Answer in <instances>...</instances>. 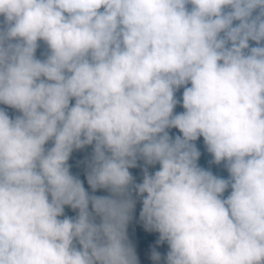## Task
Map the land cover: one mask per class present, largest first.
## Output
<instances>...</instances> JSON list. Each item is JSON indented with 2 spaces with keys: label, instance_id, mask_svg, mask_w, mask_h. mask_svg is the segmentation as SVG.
<instances>
[{
  "label": "clouds",
  "instance_id": "9594fccd",
  "mask_svg": "<svg viewBox=\"0 0 264 264\" xmlns=\"http://www.w3.org/2000/svg\"><path fill=\"white\" fill-rule=\"evenodd\" d=\"M0 105V264H264V0H0Z\"/></svg>",
  "mask_w": 264,
  "mask_h": 264
},
{
  "label": "trees",
  "instance_id": "16d2710c",
  "mask_svg": "<svg viewBox=\"0 0 264 264\" xmlns=\"http://www.w3.org/2000/svg\"><path fill=\"white\" fill-rule=\"evenodd\" d=\"M0 107H5L6 110L9 112L10 115L15 114V110H13V109H7V106L0 105ZM170 134L171 135L178 134V130L172 129V130H170ZM199 139L202 142V144L200 145V148L203 151L207 152L206 151V147H205V145L203 143V139L202 138H199ZM48 146H50V145H48ZM198 146H199V142L197 144V148H198ZM90 152H91V148H88V149H85V150H82V151H76V152H74L72 154L70 160H69V164L71 165V172L74 175L79 176V178L84 183V187L86 188V190H88L91 193V189L89 188V186L87 184V180H86V176H85V171H84V165L80 163V161H82ZM209 159H210V163H211L212 157H211L210 154H209ZM211 165L215 166L218 169V171L220 172V174L222 175V173H221V169H222L221 168V164L220 165H215V164L211 163ZM158 167L159 166L156 165L155 168H150V171L157 170ZM130 172L133 174L136 182H141L142 181V171H141V168L140 167H137L135 169H130ZM222 177H224V176L222 175ZM106 194L107 193L104 192V191H97V193H96V195H106ZM140 208H141V204L138 202L137 203V206H136V209H135V213H134V219H139V211H140ZM65 215H67L69 217H72V216H75L76 213L73 210H71L70 208H68L66 206L65 207ZM62 218L63 217H61V219ZM158 236H159V234L158 233H155V232H146V231H144L143 233L138 234V233H136V231H134L131 234L132 241H130V243L133 245V247H134L135 250H138V249H142V248L148 246L149 244H151L154 241H157ZM156 251H158V252L161 253L162 260H161L160 264H163V256L168 251L167 244L166 243L165 244H161V245H157L156 244Z\"/></svg>",
  "mask_w": 264,
  "mask_h": 264
},
{
  "label": "rangeland",
  "instance_id": "374dc122",
  "mask_svg": "<svg viewBox=\"0 0 264 264\" xmlns=\"http://www.w3.org/2000/svg\"><path fill=\"white\" fill-rule=\"evenodd\" d=\"M45 51V45L41 42V45H40V48L37 50V56L38 58H43V56H41V53ZM176 112H181L179 110H176ZM202 138V137H201ZM203 139V138H202ZM199 142V146H198V149L200 150L201 152V156H200V159L198 161V164L207 169V170H211L213 172L214 175H217V176H221L222 175L224 176V178H227L228 176V173H227V170L224 168L223 166V163H221V173L222 175L220 174V172L218 171V169L211 165L210 163V159H209V153L208 152H205L203 151L201 148H200V145L202 144L201 140L198 139L195 143L196 145L198 144ZM230 191V190H229ZM228 192L226 191L225 193V196H227ZM139 219H134L132 222H130L129 224V227H128V236H129V241H132V237H131V234L136 231V233L138 234H141L143 233L145 230L143 229V226L138 222ZM152 249H155V244H152L150 247L144 249V250H139L137 251L136 250V254H137V257H138V260H139V264H153V261L151 259V251Z\"/></svg>",
  "mask_w": 264,
  "mask_h": 264
},
{
  "label": "water",
  "instance_id": "95a60500",
  "mask_svg": "<svg viewBox=\"0 0 264 264\" xmlns=\"http://www.w3.org/2000/svg\"><path fill=\"white\" fill-rule=\"evenodd\" d=\"M182 91H183V89H181L178 93H177V95L178 96H180V95H182ZM178 107H180L179 105H177ZM181 109H182V107H180ZM183 110V109H182Z\"/></svg>",
  "mask_w": 264,
  "mask_h": 264
}]
</instances>
